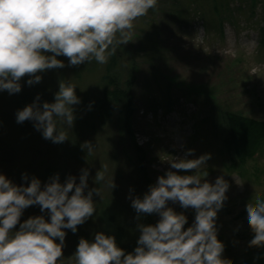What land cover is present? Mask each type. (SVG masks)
I'll use <instances>...</instances> for the list:
<instances>
[{
    "label": "rangeland",
    "instance_id": "374dc122",
    "mask_svg": "<svg viewBox=\"0 0 264 264\" xmlns=\"http://www.w3.org/2000/svg\"><path fill=\"white\" fill-rule=\"evenodd\" d=\"M253 2L250 12V0H229L230 12L218 15L213 0H158L155 8L134 22L130 41L108 63L93 59L68 66L67 58L59 56L65 67L37 73L42 77L39 83L26 85V74L19 93L0 91V173L17 185L22 182L21 173L34 175L43 186L55 173L61 182L67 175L76 176L78 182L80 170L87 168L89 188L99 191V197L93 196V217L78 225L75 234L65 230L66 246L57 264H75L78 239L91 238L97 231L114 235L117 246L131 251L139 235L136 224H154L158 216L142 214L135 219L129 189L132 196H141L169 169L164 160L182 157L187 149L194 150L188 158L210 154L200 171L202 176L207 172L203 179L213 182L223 176L229 183L227 200L216 217L224 264H263L264 247L248 246L252 233L243 213L257 196L264 199V149L254 160L238 165L225 153L227 129L222 118L229 113L264 123V44L260 42L264 0ZM223 16L225 20L218 22ZM132 67L136 71L130 87L136 108L126 131L118 116L101 119L96 111L104 77L122 84L131 80ZM69 79L80 103L73 106L72 128L65 129L68 140L52 143L31 121L16 122L18 109L32 103L37 94L41 102H52L59 82ZM85 142L95 147L91 154ZM98 170L104 172L105 181L95 184ZM112 176L115 187L111 190L106 182ZM168 206L184 212L185 227L191 224V208L181 209L171 202ZM34 215H41L38 205L26 208L20 220Z\"/></svg>",
    "mask_w": 264,
    "mask_h": 264
},
{
    "label": "clouds",
    "instance_id": "9594fccd",
    "mask_svg": "<svg viewBox=\"0 0 264 264\" xmlns=\"http://www.w3.org/2000/svg\"><path fill=\"white\" fill-rule=\"evenodd\" d=\"M157 4L158 0H0V91L19 93L26 74V85L39 83L42 77L37 73L65 67L59 56L67 58L68 66L93 59L108 63L130 41L134 22ZM75 88L70 79L59 82L52 102H41L37 94L16 111V122L31 121L44 139L63 143L68 140L65 129L75 120L73 106L80 103ZM84 146L88 154L95 148L88 142ZM193 153L187 149L182 157L164 160L169 169L141 196H132L129 189L135 219L158 216L154 224H136L139 235L131 251L117 246L114 235L97 231L91 238L78 239L75 264H224L216 217L227 200L229 183L223 176L213 182L203 179L207 172L202 176L200 171L210 154L188 158ZM88 177L87 168L80 170L78 182L74 175L61 182L55 173L42 186L36 176L21 173L17 185L0 173V264H57L66 246L65 230L75 234L96 211L93 196L99 197V191L89 188ZM104 181V172L96 171L95 184ZM106 183L112 190L113 176ZM169 202L191 208V224L185 227L187 216ZM37 205L41 215L21 222L24 210ZM243 217L252 233L248 246L264 247V199L257 196Z\"/></svg>",
    "mask_w": 264,
    "mask_h": 264
},
{
    "label": "trees",
    "instance_id": "16d2710c",
    "mask_svg": "<svg viewBox=\"0 0 264 264\" xmlns=\"http://www.w3.org/2000/svg\"><path fill=\"white\" fill-rule=\"evenodd\" d=\"M250 3L251 12L253 0H250ZM229 6V0L222 3L213 0V10L218 15L223 11L229 13ZM177 15L181 17L180 14L177 13ZM218 20V22H223L225 17H219ZM262 32V41H264V30ZM135 71V68L132 67L130 69L131 80H126L122 84L116 78L106 75L104 77L106 84L101 93L102 98L97 101L96 115L101 119H110L113 115L118 116L123 120L126 131H129L130 127L127 122L128 118L131 117L136 108L130 87ZM169 88L165 89V94ZM165 97L168 98V95ZM145 105L149 106L148 102ZM222 118L227 129V135L224 139L225 153L230 154L236 163L242 166L264 144V123H257L229 113L222 115Z\"/></svg>",
    "mask_w": 264,
    "mask_h": 264
}]
</instances>
